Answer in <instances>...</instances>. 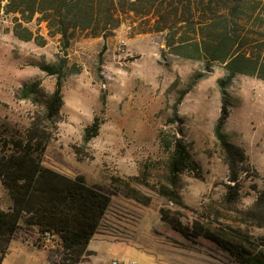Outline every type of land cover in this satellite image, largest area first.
Wrapping results in <instances>:
<instances>
[{
	"label": "rangeland",
	"instance_id": "1",
	"mask_svg": "<svg viewBox=\"0 0 264 264\" xmlns=\"http://www.w3.org/2000/svg\"><path fill=\"white\" fill-rule=\"evenodd\" d=\"M14 29V16L1 14L0 141L25 138L41 117L43 164L70 178L83 176L109 199L81 264H239L194 230L212 224L254 243L264 234L248 215L264 187V82L238 76L222 98L221 66L202 76L200 62L169 53L164 34L142 33V22L130 18L106 39L76 33L67 48L37 17L17 30H28L29 41ZM63 61L62 106L49 120L41 104L20 99L19 91L38 81L51 94L56 75L41 67L57 69ZM223 106L224 136L244 154L233 175L214 133ZM96 118L98 135L84 143V130ZM177 145L196 167L173 177ZM171 184L179 205L158 192ZM7 207L0 183V208ZM160 210L176 217L186 238L161 220ZM34 233L21 230L1 264H59L61 252L34 247Z\"/></svg>",
	"mask_w": 264,
	"mask_h": 264
},
{
	"label": "trees",
	"instance_id": "2",
	"mask_svg": "<svg viewBox=\"0 0 264 264\" xmlns=\"http://www.w3.org/2000/svg\"><path fill=\"white\" fill-rule=\"evenodd\" d=\"M1 14L14 16V34L24 41H29L32 34L26 29L19 32L18 28L39 18L48 35L59 36L64 48L76 33L106 39L125 18H130L142 22V33L164 34L169 53L200 62L202 76L214 66H221L224 75L217 85L222 98L238 76L264 82V0H0ZM63 67L64 61L57 69L41 67L48 75H56L51 94L46 95L38 81L24 85L19 91L20 99L41 104L49 120L58 116L62 106ZM227 116L228 109L223 106L214 133L233 175L244 154L224 136ZM36 118L25 138L0 141V183L8 200L7 209L0 208V264L21 230L35 231L31 235L34 247L60 251L59 264H81L106 216L109 199L88 186L83 176L70 178L43 164L47 134L41 117ZM99 128L96 118L85 128L83 142L95 138ZM170 158L173 177L196 167L181 145H177ZM172 186H160L158 192L179 205L181 199ZM248 215L260 227L264 226V187ZM160 216L186 238L187 233L176 217L163 210ZM194 231L239 264H264V234L256 242L263 246L260 248L238 231L216 229L212 224Z\"/></svg>",
	"mask_w": 264,
	"mask_h": 264
},
{
	"label": "built area",
	"instance_id": "3",
	"mask_svg": "<svg viewBox=\"0 0 264 264\" xmlns=\"http://www.w3.org/2000/svg\"><path fill=\"white\" fill-rule=\"evenodd\" d=\"M112 264H117L116 262H112Z\"/></svg>",
	"mask_w": 264,
	"mask_h": 264
},
{
	"label": "crops",
	"instance_id": "4",
	"mask_svg": "<svg viewBox=\"0 0 264 264\" xmlns=\"http://www.w3.org/2000/svg\"><path fill=\"white\" fill-rule=\"evenodd\" d=\"M89 246V245H88Z\"/></svg>",
	"mask_w": 264,
	"mask_h": 264
}]
</instances>
